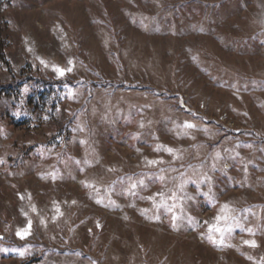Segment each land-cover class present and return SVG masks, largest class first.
Here are the masks:
<instances>
[{
	"label": "rangeland",
	"instance_id": "1",
	"mask_svg": "<svg viewBox=\"0 0 264 264\" xmlns=\"http://www.w3.org/2000/svg\"><path fill=\"white\" fill-rule=\"evenodd\" d=\"M0 264H264V0H0Z\"/></svg>",
	"mask_w": 264,
	"mask_h": 264
},
{
	"label": "snow or ice",
	"instance_id": "2",
	"mask_svg": "<svg viewBox=\"0 0 264 264\" xmlns=\"http://www.w3.org/2000/svg\"><path fill=\"white\" fill-rule=\"evenodd\" d=\"M42 63H43V61H42ZM55 71H57L58 73H59V75H61V76H63V75H65V69H62V68H55L54 69ZM68 71H70V69H68ZM186 127H189V128H191V127H194V125H192V124H189V123H186V125H185ZM168 152H172L173 150L172 149H166ZM149 163L150 164H156V163H159L158 161H149ZM131 188L132 189H135L136 188V184H132L131 185ZM227 206H225V208H226ZM225 219L227 218V217H224ZM216 231H218V232H222V230L221 229H219V228H217L216 229ZM17 235H20L21 236V238H23V235L21 234V233H17ZM213 242H215V241H213ZM221 243H222V240H221ZM245 243H249V244H251L252 246H255V242L254 241H246Z\"/></svg>",
	"mask_w": 264,
	"mask_h": 264
},
{
	"label": "trees",
	"instance_id": "3",
	"mask_svg": "<svg viewBox=\"0 0 264 264\" xmlns=\"http://www.w3.org/2000/svg\"><path fill=\"white\" fill-rule=\"evenodd\" d=\"M90 85H93V86H98V85H106L108 84L107 82H89ZM2 88H5V89H14L16 88V85H5L3 86Z\"/></svg>",
	"mask_w": 264,
	"mask_h": 264
}]
</instances>
